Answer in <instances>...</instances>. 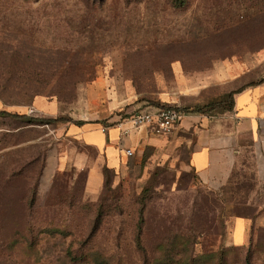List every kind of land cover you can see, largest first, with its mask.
<instances>
[{
    "label": "rangeland",
    "instance_id": "rangeland-1",
    "mask_svg": "<svg viewBox=\"0 0 264 264\" xmlns=\"http://www.w3.org/2000/svg\"><path fill=\"white\" fill-rule=\"evenodd\" d=\"M182 1L0 0V111L24 117L0 116V264H264V124L219 189L191 165L198 117L224 118L228 92L264 80V0ZM183 92L199 104L167 106L189 124L105 168L100 193L57 170L68 126Z\"/></svg>",
    "mask_w": 264,
    "mask_h": 264
},
{
    "label": "crops",
    "instance_id": "crops-1",
    "mask_svg": "<svg viewBox=\"0 0 264 264\" xmlns=\"http://www.w3.org/2000/svg\"><path fill=\"white\" fill-rule=\"evenodd\" d=\"M181 73L178 74V79L182 80L184 71L182 70ZM231 93L233 92H228ZM199 94L200 92H183L182 95L175 97L171 94L166 95L161 98V105L184 103V100L190 101V99H195L199 104ZM232 105L233 108L228 110L225 113L227 115L222 119L210 121L204 115L197 119L202 124L197 129L199 138L197 148L191 155V165L202 184L212 191L228 182V178L232 176L240 161L246 140H252L256 146L262 143L264 84L248 87L236 94ZM155 108L159 106H151L147 109ZM187 116L181 127L183 123L189 124L185 122ZM113 121L115 125L110 126L100 122L81 126L70 125L63 131L65 142L73 145L60 151L57 170L87 171V188L92 194H98L103 189L105 168L108 170L119 168L121 158L126 157L125 149H132L135 152L154 141L155 137L151 138L150 134L156 136L149 128L135 129L129 121H121V119ZM78 147L90 148L98 155L94 158ZM261 158L263 159V156ZM247 227V220L235 219L233 239L236 248H242L248 243Z\"/></svg>",
    "mask_w": 264,
    "mask_h": 264
},
{
    "label": "built area",
    "instance_id": "built-area-1",
    "mask_svg": "<svg viewBox=\"0 0 264 264\" xmlns=\"http://www.w3.org/2000/svg\"><path fill=\"white\" fill-rule=\"evenodd\" d=\"M129 115V122L135 129L149 128L156 136L168 137L181 126L186 113L176 106H162L155 109L138 110ZM127 158L134 156L132 149H125Z\"/></svg>",
    "mask_w": 264,
    "mask_h": 264
},
{
    "label": "trees",
    "instance_id": "trees-1",
    "mask_svg": "<svg viewBox=\"0 0 264 264\" xmlns=\"http://www.w3.org/2000/svg\"><path fill=\"white\" fill-rule=\"evenodd\" d=\"M176 2H177V6H181L182 5V3H183V1L182 0H175ZM181 3V4H180ZM179 4V5H178ZM261 84H264V80L263 81H261L260 83H258V84H249L248 86H244V87H242L241 89H239V90H236V91H233V93H231L230 94V96L232 97V98H234V96L236 95V94H239V93H241V92H243L246 88H248V87H255V86H258V85H261ZM167 105H169V104H167ZM167 105H165V107L167 106ZM171 106V105H170ZM233 106V105H232ZM163 107H164V105H163ZM233 108V107H232ZM231 108V109H232ZM0 116H7V117H12V118H16V119H23L24 117H22V116H18V115H12V114H8L7 112H3V111H0ZM108 170V169H107ZM242 219V218H241ZM244 220H247V219H244ZM248 226H249V221H248ZM248 228V227H247ZM249 238V237H248ZM249 242H250V238L248 239V243L244 246V247H246L248 244H249ZM244 247H242V248H244ZM242 248H237V249H242Z\"/></svg>",
    "mask_w": 264,
    "mask_h": 264
}]
</instances>
